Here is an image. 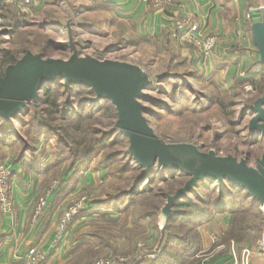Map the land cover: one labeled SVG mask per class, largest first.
<instances>
[{
    "label": "rangeland",
    "instance_id": "1",
    "mask_svg": "<svg viewBox=\"0 0 264 264\" xmlns=\"http://www.w3.org/2000/svg\"><path fill=\"white\" fill-rule=\"evenodd\" d=\"M34 1L24 7L21 0H11L12 5L7 6L5 3L8 2L0 0V23L3 17L8 21L4 26L0 24V73L4 75L5 67L1 61L6 55L16 61L26 51L43 58H69V30L80 56L132 64L148 74L151 86L144 91L146 98L141 101L145 108L143 115L158 138L166 143L191 144L202 152L213 150L219 156L231 155L255 167L256 160L264 152V140L256 133L254 138L249 137L251 113H245V109L260 96L257 82L246 86L239 80L228 87L219 78L207 81L197 77L185 61L182 65L175 64L182 60L183 47L174 46L172 51L161 38L136 37L128 23L115 18L108 0H41L35 9ZM244 33L248 41V30ZM170 55L175 57L169 64ZM166 73H170V77L158 79ZM173 75L177 78L173 79ZM44 88L35 105L29 103L9 121L0 118V165H11L20 155L28 154L37 159L44 157L45 165L53 167L46 172L42 192L37 196L39 200L53 194V209L66 199L53 227V240L69 207L86 198L82 215L89 217L81 220L72 231H69L70 227L82 215L69 220L62 239L64 243L68 241L63 247L70 243L69 251L63 248L61 260L53 259V264H93L102 259H110L114 264H119L120 260H124V264L155 261L163 248L160 237L167 222L162 212L166 199L181 188L188 177L165 170L163 174L153 175L149 182H143L138 197L121 196L122 191L132 187L139 172L126 155L127 139L115 131L111 137L109 135L106 148L88 164L90 173L102 174L101 177L97 176L94 185L88 188L76 187V183L75 187L83 190L73 193L76 188L72 191L68 184L74 177L66 171L70 160L54 162L57 139L52 134L53 126L60 125V114H50L52 107L43 104L46 95L53 98L54 92L58 105H62L69 93L63 81ZM71 93L73 100L91 97L81 90ZM220 103L223 104L221 107ZM83 105L90 108L87 103ZM91 109L96 110L97 106ZM92 120L96 121L92 129L97 137L112 131L108 126L112 120L100 117L98 111ZM39 124L45 125L44 128L40 126L41 142H38L40 132L36 130ZM68 134L71 136L72 131ZM115 154L119 157L109 160ZM206 180L203 181L208 187L211 180ZM200 195H204L202 191ZM116 197L121 210L114 211L117 205L110 202ZM129 201L134 204L129 205ZM126 207L130 208L124 211ZM254 224L261 225V238L263 218ZM179 230V234L185 233L183 229ZM198 237L200 239L199 234ZM227 243L225 237L223 241L220 239V245ZM56 249L54 247L53 251Z\"/></svg>",
    "mask_w": 264,
    "mask_h": 264
},
{
    "label": "crops",
    "instance_id": "2",
    "mask_svg": "<svg viewBox=\"0 0 264 264\" xmlns=\"http://www.w3.org/2000/svg\"><path fill=\"white\" fill-rule=\"evenodd\" d=\"M40 1L33 2L34 9L41 4ZM108 1L113 7L115 18L128 23L136 37L161 38L167 46L172 47V51L174 46L183 47L182 60L175 64L182 65L185 61L186 66L191 67L197 77L201 76L207 81L219 78L225 86L232 87L231 85L239 80L244 81L246 86L258 83L262 78L261 74H264L263 67L256 65L260 62V56L252 40L253 23L249 19L251 10L264 11V0H174L178 7L163 9L154 8L145 0ZM185 14L192 15L197 21L199 25L197 37L200 41L207 36L216 38L207 66L203 65L201 56L194 46L180 44L172 33L174 22L183 18ZM245 29L250 35L248 41L245 40ZM170 56L169 64L175 57ZM258 138L264 140L262 135H258ZM6 166L12 172L10 194L13 200V213L11 215L0 213V264H22L24 257L34 251L44 253L45 261L41 264H53V259L60 261L61 253L65 248L66 252L69 251L70 243L63 247L68 241L64 243L61 240L60 243L53 245V227L66 199L53 209L52 194L46 199L43 213L35 220L37 196L43 189L46 167L40 166L39 161L36 162L34 156L28 154ZM101 175L92 174L89 170L81 172L69 180L68 189L73 191L78 186L91 187L97 176ZM77 190L76 188L73 193L83 189ZM228 209L227 206L226 210ZM257 209L262 216L260 206ZM87 217L89 215L76 218L69 231ZM230 220L231 214L224 212L208 217L197 226L201 250L191 258L192 264H241V253L244 248L251 250L248 264H264V254L258 250V242L253 244L243 241L234 245V242L230 241L224 246L220 245V239L223 241L230 229ZM54 247L57 249L53 251Z\"/></svg>",
    "mask_w": 264,
    "mask_h": 264
},
{
    "label": "water",
    "instance_id": "3",
    "mask_svg": "<svg viewBox=\"0 0 264 264\" xmlns=\"http://www.w3.org/2000/svg\"><path fill=\"white\" fill-rule=\"evenodd\" d=\"M252 40L256 46L260 63L264 65V11L249 12ZM71 55L67 59L43 58L40 54L26 51L14 64L5 68L0 77V118L9 121L18 116L29 103L36 104L39 92L58 79L63 85L89 88L96 99L108 100L116 111L114 128L128 141L127 153L146 176L153 168L162 172L170 170L188 177L184 185L172 196H168L162 210L165 219L170 216L172 204L185 198L200 181L210 179L222 184L233 183L244 189L264 211V152L256 160L255 167L244 159L234 156H219L215 151L202 152L186 143H166L158 138L149 126L142 100L144 91L150 89L148 74L132 64L98 60L80 56L72 43L68 30ZM163 77H170L164 74ZM252 117L248 130L254 137H264V95L247 106Z\"/></svg>",
    "mask_w": 264,
    "mask_h": 264
},
{
    "label": "trees",
    "instance_id": "4",
    "mask_svg": "<svg viewBox=\"0 0 264 264\" xmlns=\"http://www.w3.org/2000/svg\"><path fill=\"white\" fill-rule=\"evenodd\" d=\"M5 4L6 6L8 4L12 5L11 0L10 3ZM7 22L6 17H3V21L0 24L4 26ZM15 62L16 60L6 55V57L2 59L1 65L3 64L6 68ZM256 65L264 69V65L260 62ZM2 76L3 73H0V77ZM176 78L175 76L173 77V79ZM56 81L60 82L61 80L56 79L50 84L53 85ZM258 84L257 88L259 89L260 98L264 95V74ZM43 89L45 90V88ZM65 89L68 91L69 96L62 105H58L54 92L53 98L46 95L43 104L45 103L47 106L53 108H49L50 114L57 112L60 114V125L53 126L52 134L57 139V153H55L57 155L54 162L61 163L65 159H69L70 165L66 170L68 171L67 174H73L72 176L76 177L81 172L87 171L90 166L88 164L106 148L109 135L111 137L112 133L116 131L114 125L117 117L116 111L111 103L105 99H96L89 88L70 84L66 86ZM74 90L75 92L78 90L87 92L91 97L88 100H73L71 91ZM37 100H40L39 96ZM83 103L89 104L90 108L86 109ZM95 105L97 109H91V107ZM222 105V103L219 104L220 107ZM97 111L100 117H103L105 120H112L110 121V125H108L112 128V131H110V133H103L102 137H97L96 131L92 129L93 123L96 122L92 119ZM40 126L43 127L45 125L39 124L38 127L36 126L37 133L41 130ZM71 131L72 135L70 136L68 132ZM42 134L43 133L40 132V140H38V142H41ZM249 137L252 138L251 135H249ZM69 146H71L72 149H70ZM126 155L129 156L128 153H126ZM21 156L22 155L19 156L16 162ZM117 157H119V155H111L109 160H114ZM34 158L36 162L39 161L40 166L46 167L45 172L53 168L50 167L51 165H45L44 157L37 159L34 156ZM129 160L130 162L132 161L131 159ZM40 161L44 163L41 164ZM128 164H130L129 161ZM133 164L135 170L139 172V175L136 177L134 184L129 190L120 193L121 196L130 199L140 195L142 191H139V189L143 182H149V179L152 178L153 175L156 176L164 173L153 168L148 175L144 176L143 169L136 166L134 162ZM103 168L104 170L106 169L105 167ZM171 177L174 178L172 175ZM204 182L205 181H200L185 198H181L172 204L169 219L160 237V242L163 245L160 256L155 261H141L134 264H192L191 258L197 255L201 250V243L196 230L197 226L208 217L212 215H221L224 212L231 214L230 229L225 236L227 242L233 241L234 243H240L249 241L253 244L258 242L260 239L261 225H255L254 222L262 219L261 213L257 209L259 203L248 195L244 189L228 181H224L222 184H218L216 181H209L208 187L205 186L206 183ZM201 191L204 194L203 196L200 195ZM118 200L119 199L116 197V199H112L110 203L117 205L116 202ZM133 204L134 202L129 201V205ZM119 206L120 205H117L114 211L121 210ZM227 206L229 207L228 210H226ZM129 208L130 207H126L124 211H127ZM179 229H183L185 233L183 235L179 234ZM253 231L256 232L254 237L252 236Z\"/></svg>",
    "mask_w": 264,
    "mask_h": 264
},
{
    "label": "built area",
    "instance_id": "5",
    "mask_svg": "<svg viewBox=\"0 0 264 264\" xmlns=\"http://www.w3.org/2000/svg\"><path fill=\"white\" fill-rule=\"evenodd\" d=\"M32 0H21V5L26 7ZM154 8L163 9L169 7H178L174 0H145ZM173 35L175 39L182 45H192L196 48L204 66L210 62L213 53L216 38L214 36H207L200 41L197 37L199 34V25L192 15L185 14L183 18L177 20L173 24ZM11 170L6 165H0V213L11 215L13 213V200L10 194V179ZM86 198L79 199L76 203L72 204L61 221L58 231L54 237V244L61 242L63 239L64 228L72 217H76L85 211ZM46 206V199H39L35 208L34 219L40 216ZM263 225H264V211L262 212ZM215 240V239H213ZM257 248L264 254V228L262 236L257 243ZM251 250L244 248L241 253V264H248ZM45 261V255L42 251H34L26 255L22 264H41ZM93 264H114L110 259H102L94 262ZM119 264H124V260H120Z\"/></svg>",
    "mask_w": 264,
    "mask_h": 264
},
{
    "label": "bare ground",
    "instance_id": "6",
    "mask_svg": "<svg viewBox=\"0 0 264 264\" xmlns=\"http://www.w3.org/2000/svg\"><path fill=\"white\" fill-rule=\"evenodd\" d=\"M47 86H48V85H47ZM207 180H210V179H207ZM207 180H206V181H207ZM211 181H212V180H211Z\"/></svg>",
    "mask_w": 264,
    "mask_h": 264
}]
</instances>
